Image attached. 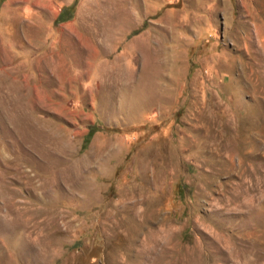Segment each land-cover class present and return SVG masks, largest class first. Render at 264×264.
<instances>
[{
  "label": "rangeland",
  "instance_id": "1",
  "mask_svg": "<svg viewBox=\"0 0 264 264\" xmlns=\"http://www.w3.org/2000/svg\"><path fill=\"white\" fill-rule=\"evenodd\" d=\"M0 264H264V0H0Z\"/></svg>",
  "mask_w": 264,
  "mask_h": 264
},
{
  "label": "trees",
  "instance_id": "2",
  "mask_svg": "<svg viewBox=\"0 0 264 264\" xmlns=\"http://www.w3.org/2000/svg\"><path fill=\"white\" fill-rule=\"evenodd\" d=\"M100 128L97 127L96 125H92L89 127V131H88V135H92L94 132H96L97 130H99Z\"/></svg>",
  "mask_w": 264,
  "mask_h": 264
},
{
  "label": "bare ground",
  "instance_id": "3",
  "mask_svg": "<svg viewBox=\"0 0 264 264\" xmlns=\"http://www.w3.org/2000/svg\"><path fill=\"white\" fill-rule=\"evenodd\" d=\"M122 19H123V18H122ZM108 74H110V72H109Z\"/></svg>",
  "mask_w": 264,
  "mask_h": 264
}]
</instances>
